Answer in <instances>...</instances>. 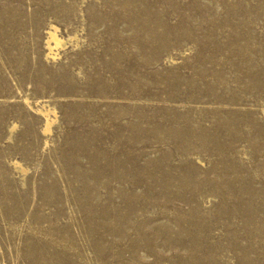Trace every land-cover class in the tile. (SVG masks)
Here are the masks:
<instances>
[{"label": "rangeland", "instance_id": "374dc122", "mask_svg": "<svg viewBox=\"0 0 264 264\" xmlns=\"http://www.w3.org/2000/svg\"><path fill=\"white\" fill-rule=\"evenodd\" d=\"M0 264H264V0H0Z\"/></svg>", "mask_w": 264, "mask_h": 264}, {"label": "bare ground", "instance_id": "6f19581e", "mask_svg": "<svg viewBox=\"0 0 264 264\" xmlns=\"http://www.w3.org/2000/svg\"><path fill=\"white\" fill-rule=\"evenodd\" d=\"M58 30H59V26H57L55 24H52L50 29L48 30L49 36H48V39L46 41V44L49 48L48 55H51L52 57H55L58 54L56 49L59 48V46L62 44V41H63L62 37L58 33ZM40 112L46 116L47 123H46L45 130H49L50 129L49 126L52 122V119L50 117L51 109L44 106V108L40 109Z\"/></svg>", "mask_w": 264, "mask_h": 264}]
</instances>
